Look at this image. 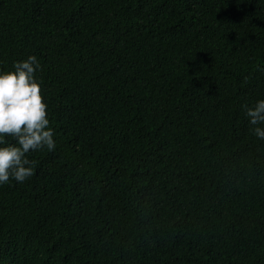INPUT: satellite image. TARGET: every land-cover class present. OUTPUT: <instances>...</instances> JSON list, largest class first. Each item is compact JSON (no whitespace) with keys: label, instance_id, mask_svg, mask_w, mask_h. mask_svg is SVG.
Listing matches in <instances>:
<instances>
[{"label":"trees","instance_id":"trees-1","mask_svg":"<svg viewBox=\"0 0 264 264\" xmlns=\"http://www.w3.org/2000/svg\"><path fill=\"white\" fill-rule=\"evenodd\" d=\"M29 56L56 146L0 184V264H264V0H0Z\"/></svg>","mask_w":264,"mask_h":264},{"label":"clouds","instance_id":"clouds-1","mask_svg":"<svg viewBox=\"0 0 264 264\" xmlns=\"http://www.w3.org/2000/svg\"><path fill=\"white\" fill-rule=\"evenodd\" d=\"M40 67L37 58L29 56L14 63L13 71L0 72V184L10 178L24 182L34 174L35 162L27 157L29 152L55 150L47 104L35 75ZM243 107L252 125H264V99ZM253 133L264 140V127H255ZM9 136L16 143H7Z\"/></svg>","mask_w":264,"mask_h":264}]
</instances>
